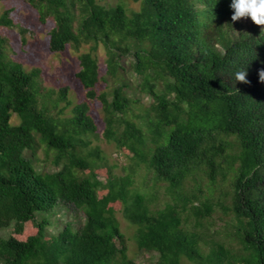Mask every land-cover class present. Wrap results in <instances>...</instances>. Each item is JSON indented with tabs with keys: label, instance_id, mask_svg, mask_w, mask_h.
Segmentation results:
<instances>
[{
	"label": "trees",
	"instance_id": "1",
	"mask_svg": "<svg viewBox=\"0 0 264 264\" xmlns=\"http://www.w3.org/2000/svg\"><path fill=\"white\" fill-rule=\"evenodd\" d=\"M27 1L42 22H55L53 53L89 46L77 78L87 98L102 105L106 139L133 154L131 170L145 165L147 179L167 185L173 204L152 211L153 199L132 191L131 175L101 181L93 171L100 158L88 152L90 137H98L89 104L76 106L71 118L60 117L65 108L55 115L67 90L54 99L39 72L6 59L0 39V231L14 224L15 235L36 230L26 240L0 236L1 264H135L119 245L125 238L108 209L112 199L100 203L101 191L123 200L138 248L160 252L158 264H181L183 257L226 264L224 249L204 258L202 238L184 229L189 214L199 222L213 212L209 198L195 205L187 183L202 194L207 179L212 192L219 176L224 184L231 179V202L222 205L247 253L229 264H264V25L250 16L233 20L231 0H134L139 11L97 0ZM9 15L0 25L13 27ZM238 71H247L246 81L236 79ZM100 81L110 90L98 94ZM41 149L52 158L50 171L37 167Z\"/></svg>",
	"mask_w": 264,
	"mask_h": 264
},
{
	"label": "rangeland",
	"instance_id": "2",
	"mask_svg": "<svg viewBox=\"0 0 264 264\" xmlns=\"http://www.w3.org/2000/svg\"><path fill=\"white\" fill-rule=\"evenodd\" d=\"M97 2L109 8L122 4L128 11H139L141 7L140 3L134 2V0H97ZM7 12L10 13L9 18L14 25L13 27L0 25V39L6 40V59L22 65L29 72H39L38 82L40 86L45 92H49L54 99L58 97L60 91L67 90V100L60 104L59 109L54 114L59 115L62 109L65 108L60 117L63 119L71 118L73 116L72 110L76 106L86 102L89 104V115L94 120L98 137H90L91 146L88 152H92L100 158V161L93 167V171L99 179L105 183L110 175L113 177L131 175L135 182L132 191L153 199L150 202L152 211L162 210L167 204H173V196L169 194L167 185H155L150 178L147 179L145 165L136 168L135 171L131 170V167H135L133 154L126 148L120 147L117 142L106 139V124L102 105L96 100L87 98V92L77 78V74L81 69L79 57L82 53L89 51V46L84 47L81 52L68 48L64 52L53 53L50 49V32L54 29L55 22L52 19L42 22L38 12L27 0H5L0 2V19ZM98 57L101 77L107 78V56L103 46H100ZM127 77L132 79L134 83L137 82L135 77ZM110 86H112L111 83L100 81L96 91L98 94H102L109 91ZM142 103L147 106L150 99L143 95ZM136 113H139L138 110H136ZM136 121L137 119H135ZM11 122L14 125L21 123L16 115L13 116ZM137 122L140 123V121ZM38 160V169L50 171L54 168L52 158L48 160L42 149L38 152ZM86 174H89V171ZM217 182L216 188L209 192L208 180L205 179L202 182V194L197 192V186L193 181L187 183L186 191L195 192V196L199 198L198 201H195V205L201 206L203 202H206V198H209L213 204V212L211 216L202 218L199 222L193 214H189L188 223L184 225V229L186 232L196 234L202 238L199 246L204 258L212 254L214 250L224 249L228 254L226 264H229L234 257L241 258L247 253L236 239L235 229L231 225V217L225 213V207L222 205L225 201L227 204L231 202V197L226 198L227 196H225L226 193H229L230 196L232 194L231 179L229 178L227 184H224L221 176H219ZM107 197L112 199L108 209L115 211L125 238V240L119 241L120 247L127 250L130 260L135 264H158L160 252H147L138 248L134 239L137 228L125 219L123 200L120 197H118L119 200H116L108 191H101L99 202L103 203ZM60 216L62 219L68 220L64 211L60 213ZM16 231L17 226L14 224L11 228L0 231V236L7 239L12 234L15 235ZM35 234L36 230L32 226H28L22 235L15 236L26 240L29 236ZM2 261L0 258V264ZM195 263L198 264V262ZM181 264H193V262L183 257Z\"/></svg>",
	"mask_w": 264,
	"mask_h": 264
},
{
	"label": "clouds",
	"instance_id": "3",
	"mask_svg": "<svg viewBox=\"0 0 264 264\" xmlns=\"http://www.w3.org/2000/svg\"><path fill=\"white\" fill-rule=\"evenodd\" d=\"M230 7L234 9L233 20L250 16L256 24L264 25V0H231ZM260 78L264 81V70H261ZM236 79L246 81L247 71H238Z\"/></svg>",
	"mask_w": 264,
	"mask_h": 264
}]
</instances>
